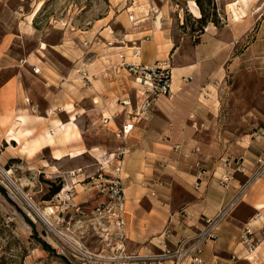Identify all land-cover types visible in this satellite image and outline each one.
Segmentation results:
<instances>
[{
  "label": "crops",
  "instance_id": "obj_1",
  "mask_svg": "<svg viewBox=\"0 0 264 264\" xmlns=\"http://www.w3.org/2000/svg\"><path fill=\"white\" fill-rule=\"evenodd\" d=\"M241 1L226 3L227 24L206 27L193 47L192 60L178 61L176 68H172L170 96L159 98L154 113L140 112L133 120L130 115L140 107L142 98L137 93L120 94V81L103 75L102 59L90 58L79 42L99 31L105 37L106 30L101 31L104 24L87 35L63 32L57 42L21 53L20 43L31 36L35 15L26 17L13 11L8 21L3 20L0 142L9 145L6 149L15 150L11 145L15 142L26 157L35 158L39 152L47 151L54 161L73 153L75 156L68 159L78 169L84 156L96 160L102 155L100 144L91 147L93 143L87 135L91 130H101L111 122L119 131L130 126L124 140L122 173L127 210L126 257L158 253L159 244L168 242L167 228L173 231L171 242H175L180 237H191L203 228L206 220H211L215 239L202 247L204 264H264V170L251 179L257 169L256 158L264 153V85L259 87L260 108L252 107L262 113L258 125L263 129L243 135L249 139L242 137L246 144L241 142L239 148L235 146V137L223 136L218 131L219 105L213 93L228 72L240 71L243 80L246 75H255L264 83V20L259 17L264 0H246L245 6ZM232 9H237V14L242 9L243 13L234 19ZM123 27L127 29L125 24ZM254 28L250 41L234 54L236 46ZM159 30L154 41H141L139 57L134 62L151 65L167 59L171 44ZM51 53L68 65L52 59ZM173 75L177 78L174 88ZM206 89L212 94H208V99L204 96ZM120 96L129 97L130 105L112 103ZM67 104L71 105V112L65 110ZM84 121L88 123L82 124ZM192 122L207 125V138L203 130H194ZM43 128L45 131L37 134ZM107 131L113 134L108 128ZM225 158L241 163L243 169L238 175L250 181L244 190H240L238 180L220 185L225 170L219 160ZM92 193L88 189L76 198L93 206ZM246 227L250 238L258 242L252 254L247 253L240 239ZM122 260L117 264H126Z\"/></svg>",
  "mask_w": 264,
  "mask_h": 264
},
{
  "label": "rangeland",
  "instance_id": "obj_2",
  "mask_svg": "<svg viewBox=\"0 0 264 264\" xmlns=\"http://www.w3.org/2000/svg\"><path fill=\"white\" fill-rule=\"evenodd\" d=\"M191 1L195 3V0H2L0 2V35L3 32V20L7 19L8 21L13 11H19L20 14L28 17L38 4H42V7L32 21V29L29 31L31 36L20 43L21 53L39 45L44 48L47 43H55L63 32L79 36L81 34L87 35L90 34L88 32L95 31L100 24H104L101 31L106 30L105 37L99 35L100 31L95 32L88 35L87 38L79 40L81 47L88 52L90 58L102 59L104 69L102 68L101 73L120 81L118 86L120 94L132 93L135 95L137 93L140 96L141 87L134 75L128 72L126 64H137L133 59L139 56L133 57L132 54L135 51H140L141 41H154L160 34L159 29L166 34L167 42L171 44L167 59L146 66H165L171 77L172 68L177 65L178 61L189 62L192 60L193 47L198 43L199 37L204 33L206 27L219 28L227 24L229 13L225 4L231 0H200L205 14L204 24L199 23L197 20L199 17L194 16ZM259 17L264 20V8ZM123 24L127 29H124ZM199 29L202 32H199ZM254 30L255 28L242 39V42L240 41L241 43L236 46L234 54L240 53L243 46L250 41ZM49 56L62 65H68L56 54L51 53ZM239 72L237 74L228 72L224 80L219 81L215 91H213L217 95L219 105L218 119H220V123L218 131L223 136L235 137V146L238 148L241 147V142L246 144L249 139L243 135L249 134L250 136L253 131L259 132L262 128V125H258V121L262 120V113L256 112L252 107L260 108L259 87L264 85L255 75H246L243 80ZM192 89L193 87L190 86L191 91ZM208 92L209 90L206 89L205 99H208V94H211ZM170 94L171 92L155 98L148 111L149 114L156 110V104L160 97L167 98ZM120 98L122 100H119ZM120 98L116 99L117 101L114 99L112 103L124 106L123 101L131 102L129 97L122 98L120 96ZM133 99L135 100V96ZM140 107L136 108L134 113L130 115L131 120L140 116ZM135 119L134 122L137 121ZM87 123L86 121L82 122V124ZM102 125L104 127L105 124L102 123ZM104 128L91 130L87 134L89 141L93 143L91 147H98L95 145L98 143L103 148L100 149L99 153L102 155L98 159L94 160L89 156H84L80 161V168L85 167L86 172L91 170L87 173L89 175H93L98 168L97 161L104 164V159L108 158V154L126 147L125 138L115 137L114 132L118 129L114 128L112 122ZM107 128L112 130L113 134H109ZM193 128L196 132L203 130V135L207 138V125L203 127L201 124H197ZM44 131L45 128L40 129L37 134H42ZM11 145L16 149H6L9 145L5 141L0 142V168L9 173V177L17 185H20L21 189L23 188L22 191L26 192L27 198L37 207L50 206L54 208L58 205V212L57 209H54L56 213L51 217L58 231H62L67 240L75 241L78 246L85 245L86 250L93 254L102 252L103 260L100 264H117L118 260L114 259L115 257L122 259L129 257H126L125 249L123 251L118 249V239L110 238L102 243L97 236H91L90 224L85 218L78 217L70 210L67 213V210H64V204L59 206L56 195L63 187L65 190L73 188L75 201L79 203L82 202L76 196H81L86 190H92L94 195V191L91 189V181H82L83 175L80 174L70 176L71 171H76L73 168L74 162L72 160L66 157L61 161H54L47 151L39 152L35 158L34 156L26 157L19 152V146L15 142H11ZM120 159L122 160L120 176L123 184L124 156ZM221 160H219L220 163ZM231 161L235 162L236 160L232 159ZM114 163L115 161H112V163L104 165L107 166L104 167V171L111 172ZM41 164L42 166H40ZM238 174V172L234 173V178L239 181L240 190H244L242 187L247 185V181ZM235 175H238L237 178ZM57 186H59V190L52 194L51 191ZM61 210L63 211L58 216ZM31 215L34 214L25 200L0 175V264H91L84 258L80 259L82 258L80 254H77L79 259L72 258L70 252L62 249L67 244L64 239L53 235L37 216L34 215L33 220ZM125 215H127L126 207L124 217ZM166 232L168 242H164L167 246L169 243L173 249V245L182 237L171 242V238L174 236L173 231L167 228ZM257 243L256 240L251 239L252 252L248 253L247 251L248 254L255 251ZM243 245L246 247L244 243ZM158 252H160L159 249ZM122 261H126V264H139L136 260L131 259Z\"/></svg>",
  "mask_w": 264,
  "mask_h": 264
},
{
  "label": "built area",
  "instance_id": "obj_3",
  "mask_svg": "<svg viewBox=\"0 0 264 264\" xmlns=\"http://www.w3.org/2000/svg\"><path fill=\"white\" fill-rule=\"evenodd\" d=\"M132 55L137 57L139 56V52L135 51ZM126 67L128 72L134 75L135 80L141 87L140 96L142 97V104L139 108L141 113L149 111L155 98L170 93L171 77L165 66H146L128 63L126 64ZM122 104L124 106L130 105V102L123 101ZM192 126H197V124L193 123ZM129 128L130 126H125L121 131L116 130L114 132L115 137L124 139L129 132ZM124 154V149H119L117 152L108 154V158L104 159V164L97 161L98 168L93 174L94 176L87 174L88 172L82 168L70 172V176L80 174L83 175L82 181H91V189L94 191L95 200L93 206H91L89 202H76L72 191L73 188H67L65 190L63 187L56 195L59 206L64 204V210H67V213H69L68 210H70L78 217L85 218L90 224L92 231L91 236H97L102 243L108 241L110 238L118 239V249L120 251L125 249L126 241L124 233L125 195L120 176L122 170V160L120 157H123ZM112 161H115L112 171L105 172L104 167L107 166L104 165L112 163ZM221 161V166L224 168L225 172L220 177V185L227 186L228 182L235 180L234 173L241 172L243 168L241 163L236 161L233 162L229 158L222 159ZM256 164L257 169L251 179L258 176L264 170V153L258 155L256 158ZM249 182L250 181L248 180L247 185ZM247 185H244L242 188L245 189ZM194 187L197 188L198 184L195 183ZM57 206L58 205L53 209H57L56 211L58 212ZM62 211L63 210L59 212L58 216ZM55 213L56 212H54V214ZM250 236L251 233L248 227L244 228L240 235V239L242 243L246 245L248 253L252 252ZM165 237L168 238L167 232H165ZM64 238V241L67 244L62 249L70 252L72 258L79 259L78 255L80 254L82 256L80 259L84 258V260H87L91 264H100V262H102L103 256H101V251V253L93 254L86 250L85 245L82 244V246H78L75 241L67 240L65 236ZM214 239V221L206 220L202 229H199L191 237H182L179 239L175 245H173V249L168 247L164 240L160 243L158 248L160 252L147 254L145 256L137 255L127 257V259L136 260L139 264H202V247L205 244L212 242ZM114 259L119 261L122 258L115 257Z\"/></svg>",
  "mask_w": 264,
  "mask_h": 264
},
{
  "label": "bare ground",
  "instance_id": "obj_4",
  "mask_svg": "<svg viewBox=\"0 0 264 264\" xmlns=\"http://www.w3.org/2000/svg\"><path fill=\"white\" fill-rule=\"evenodd\" d=\"M242 2V4H243V6H245L246 5V0H242L241 1ZM191 3H192V12H193V14H194V16L195 17H200V12L198 11V9H197V6H196V3H194V1H191ZM41 7H42V4H38L37 6H36V8L34 9V11L32 12V15L31 16H34V15H36L39 11H40V9H41ZM128 10H129V8H128ZM237 10V9H236ZM236 10H234V9H232V12H233V14H234V19H237L238 18V15L239 14H242L243 13V10L242 9H240V13H236ZM132 11V10H131ZM131 42V41H130ZM130 50V49H129ZM128 53H129V51H128ZM129 56V55H128ZM133 56V55H132ZM134 57V56H133ZM176 68V67H175ZM175 68H174V70H175ZM177 75V74H176ZM176 78V76L175 75H173V77H172V80H173V82H172V88H174V82H175V80L177 79H175ZM171 86V85H170ZM171 88V89H172ZM173 90V89H172ZM171 91V90H170ZM71 105H65V110L67 111V112H71ZM60 127H61V124H60ZM66 156H68V157H74L75 155H73V153H69V154H67ZM56 158H58V157H56ZM0 175L3 177V179L9 184V186L10 187H12L13 189H14V191L23 199V200H25V202L27 203V205L30 207V209H31V211L33 212V214L35 215V216H37L47 227H48V229H49V231L53 234V235H55V236H57V237H60V238H62V239H65L64 238V233L62 232V231H58V229H57V227H56V225H55V223L53 222V220H52V215L54 214V209L52 208V207H50V206H47V207H44V208H39V207H37L36 205H34L28 198H27V196H26V192L24 193L23 191H22V189L20 188V185H17L10 177H9V173L8 172H5L3 169H1L0 168ZM29 184V183H28ZM33 215V216H34ZM32 215H31V218L34 220V217H33ZM63 241V240H62Z\"/></svg>",
  "mask_w": 264,
  "mask_h": 264
},
{
  "label": "trees",
  "instance_id": "obj_5",
  "mask_svg": "<svg viewBox=\"0 0 264 264\" xmlns=\"http://www.w3.org/2000/svg\"><path fill=\"white\" fill-rule=\"evenodd\" d=\"M210 1V0H209ZM195 3L198 7V10L200 12V17L197 19L199 23L204 24L205 22V14H204V9L202 7V2L200 0H195ZM199 32H202L201 29L198 30ZM202 34V33H201ZM59 190V186H57L56 188H54L51 193L55 194L57 191Z\"/></svg>",
  "mask_w": 264,
  "mask_h": 264
}]
</instances>
